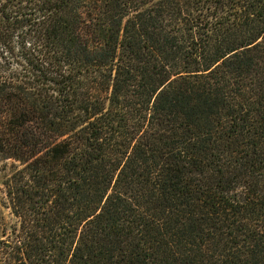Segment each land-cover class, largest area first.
<instances>
[{
    "label": "trees",
    "instance_id": "16d2710c",
    "mask_svg": "<svg viewBox=\"0 0 264 264\" xmlns=\"http://www.w3.org/2000/svg\"><path fill=\"white\" fill-rule=\"evenodd\" d=\"M0 160L21 264H264V0H0Z\"/></svg>",
    "mask_w": 264,
    "mask_h": 264
},
{
    "label": "rangeland",
    "instance_id": "374dc122",
    "mask_svg": "<svg viewBox=\"0 0 264 264\" xmlns=\"http://www.w3.org/2000/svg\"><path fill=\"white\" fill-rule=\"evenodd\" d=\"M18 163L12 160H0V264H21L15 257L13 248L17 244L19 234V220L13 215L9 205L4 183L18 167Z\"/></svg>",
    "mask_w": 264,
    "mask_h": 264
}]
</instances>
